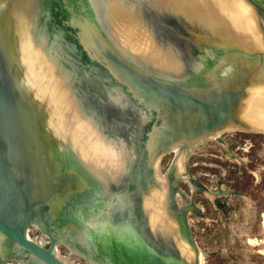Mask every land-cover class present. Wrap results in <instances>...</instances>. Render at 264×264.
<instances>
[{"label": "water", "instance_id": "95a60500", "mask_svg": "<svg viewBox=\"0 0 264 264\" xmlns=\"http://www.w3.org/2000/svg\"><path fill=\"white\" fill-rule=\"evenodd\" d=\"M133 128L149 175L133 176L142 192L128 207L170 235L185 264H204L169 211V178H187L193 192L202 184L187 163L201 141L227 151L221 132L264 134V0H0V264H67L54 233L84 222L79 200L123 192ZM31 226L49 244L30 239ZM85 235L101 264L146 261Z\"/></svg>", "mask_w": 264, "mask_h": 264}, {"label": "rangeland", "instance_id": "374dc122", "mask_svg": "<svg viewBox=\"0 0 264 264\" xmlns=\"http://www.w3.org/2000/svg\"><path fill=\"white\" fill-rule=\"evenodd\" d=\"M219 138L228 150L215 141H205L193 150L187 170L192 179L207 188L240 194L220 196L214 205L201 194L193 193L192 203L212 221L189 214L190 235L205 257L204 264H264V134L230 131ZM172 160L171 153L163 156V174ZM176 186L180 193L191 192L188 179L179 180ZM178 196L176 201L180 204ZM33 227L30 235L44 239L41 228ZM57 247L70 262L86 264L83 257L71 256L64 242H58Z\"/></svg>", "mask_w": 264, "mask_h": 264}, {"label": "flooded vegetation", "instance_id": "af4514ba", "mask_svg": "<svg viewBox=\"0 0 264 264\" xmlns=\"http://www.w3.org/2000/svg\"><path fill=\"white\" fill-rule=\"evenodd\" d=\"M135 133L136 131L134 128L129 134L127 133L128 137H125V141L128 146L133 147V141L136 137ZM141 149L142 147H138L136 144L133 147V150L135 151V159L133 161L132 170L124 173L128 180L124 182L121 187V191L123 190L122 193H116L111 198L103 201L90 198L83 201L79 200L80 204L75 206V215L80 216L84 222L80 225L78 224L75 230L65 231L64 227L60 228L61 235L58 236L53 231L55 228H58L56 226H60V223L57 224L54 222L52 224L51 231L57 236L58 241L64 240L65 243L67 241L66 238H74L72 240L75 242V248H73L75 254L86 259L88 264H101V261L93 258L89 253L90 251L88 252L85 247L88 244L85 235L87 231H96L100 233V235L114 238L116 241L134 250L138 255H142V257L146 258V261L143 264H185V260L179 253L173 238L162 232L154 233L150 228L146 214L140 209L133 212L132 209L128 207L133 200L134 191L142 192L141 185L131 187L134 182L133 176L139 174L140 179L142 172H144L145 177H148L149 175V172L146 171L145 168V159L144 161L142 160V163L140 160V156H143L140 151ZM179 180H182V178H177V182ZM176 183H174L172 178H169L168 208L178 219L181 228L183 229L184 239L196 255L192 246V241L195 245L196 242L189 233L190 223L188 215L194 214L197 217H203V210L192 203L191 196L183 193H180L178 196V198H180V204L177 203ZM193 187H195V190L191 192V194L196 192L201 195V189L206 188L199 184H195ZM194 207L198 210L197 212L196 210H193ZM121 210L122 212H120ZM32 227L33 226L30 228ZM39 231L45 239V245L49 244V239L44 234V231ZM58 241L56 246L58 245ZM81 246L84 248L85 252L81 249ZM107 264L114 263L108 262ZM194 264L198 263L195 261Z\"/></svg>", "mask_w": 264, "mask_h": 264}, {"label": "bare ground", "instance_id": "6f19581e", "mask_svg": "<svg viewBox=\"0 0 264 264\" xmlns=\"http://www.w3.org/2000/svg\"><path fill=\"white\" fill-rule=\"evenodd\" d=\"M230 131H238V130H230ZM230 131H225V132H230ZM244 132V131H243ZM224 132H221L220 134H219V137L221 136V134H223ZM249 133V132H248ZM206 141H211V140H206ZM203 142H205V141H201L199 144H201V143H203ZM198 144V145H199ZM197 145V146H198ZM196 146V147H197ZM195 149V148H194ZM193 149V150H194ZM193 152V151H192ZM169 153H171L172 155H173V159H174V150H171V151H168V152H166L164 155H166V154H169ZM163 155V156H164ZM228 155H229V153H228ZM163 156L162 157H160V160H159V163H158V169H159V171H160V173L162 174V175H164L163 173H162V171H161V164H160V161L162 160V158H163ZM173 161V160H172ZM172 163V162H171ZM177 182V181H176ZM190 184V183H189ZM206 190H207V192L213 197V199L212 198H209V197H206V196H204L203 194V197H205L206 199H208L209 201H211V202H213L214 203V205H215V202H216V200H218V198H220V196H225L226 198H228V197H230V191H226V190H220V189H216V188H205ZM201 208V207H200ZM202 210V209H201ZM200 210V211H201ZM38 227V226H37ZM262 227L264 228V217H263V220H262ZM40 228V227H39ZM27 232H29V238L30 239H32V240H36L37 241V243H39V244H41V245H44L45 246V241H44V239L43 238H35V237H32L31 235H30V228L28 229V231ZM55 253H56V255H57V257L59 258V259H61L62 261H65V263H67V264H76V263H73V262H70L69 260H68V258H66V257H62L60 254H59V251H58V247L56 246V248H55ZM199 253H200V255H201V257H202V259H204L205 257H203V253H201L200 251H199ZM204 262V261H203Z\"/></svg>", "mask_w": 264, "mask_h": 264}]
</instances>
